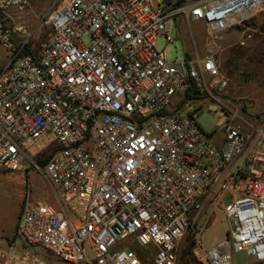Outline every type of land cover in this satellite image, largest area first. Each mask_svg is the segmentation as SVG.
<instances>
[{
	"label": "built area",
	"instance_id": "2783aa9c",
	"mask_svg": "<svg viewBox=\"0 0 264 264\" xmlns=\"http://www.w3.org/2000/svg\"><path fill=\"white\" fill-rule=\"evenodd\" d=\"M30 2L0 0V171L29 160L58 206L25 204L15 234L25 247H0V264H47L36 248L62 264H143L136 248L153 252V264H177L203 209H220L230 227L209 250L195 232L199 261L230 264V245L264 262V131L225 95L212 55L168 61L156 49L179 15L214 42L241 29L245 46L264 0H57L37 47L8 25ZM192 89L204 96L196 102L221 107L212 134L176 111ZM44 152L42 169L34 159Z\"/></svg>",
	"mask_w": 264,
	"mask_h": 264
},
{
	"label": "rangeland",
	"instance_id": "374dc122",
	"mask_svg": "<svg viewBox=\"0 0 264 264\" xmlns=\"http://www.w3.org/2000/svg\"><path fill=\"white\" fill-rule=\"evenodd\" d=\"M56 1L31 0L29 7L23 13L13 15L8 25L21 27L22 35L26 38L30 36L29 45L37 47L51 33L43 26V19ZM249 27L252 38L245 46L238 44L242 36L241 29L230 31L223 41L214 42L207 39L202 24L188 25L179 15L173 19L169 35L171 41L166 43L165 38H159L156 49L164 50L168 61H174L177 55L179 59L190 57L195 52L212 55L227 79L225 95L230 98L232 104L239 102L244 111L243 117L250 121L253 127L264 131V14L256 15ZM83 42L90 44V39L85 37ZM7 63V52L0 46V67ZM222 101L227 103V100ZM220 109L218 103L205 99L199 103L186 104L178 115L195 113L201 128L212 134L217 129L215 113ZM32 168L33 164L27 160L23 162L20 172L0 171V226L7 227L13 217L18 219L25 204L44 201L49 205L58 206L57 198L41 171ZM229 227V221L220 209L204 212L203 216L200 215V219L188 228L184 239L178 244L177 264H204L195 257L194 246L189 248L195 232H201L202 246L209 250L226 240ZM14 238L13 234H8L11 249L14 252H22L20 239ZM228 247L231 250L230 264H264L255 262L245 252H235L230 245ZM35 251L46 258L47 264H62L40 248ZM142 253L146 264H153V252Z\"/></svg>",
	"mask_w": 264,
	"mask_h": 264
},
{
	"label": "trees",
	"instance_id": "16d2710c",
	"mask_svg": "<svg viewBox=\"0 0 264 264\" xmlns=\"http://www.w3.org/2000/svg\"><path fill=\"white\" fill-rule=\"evenodd\" d=\"M24 54H28L29 52H30V49H29V47L28 46H26L25 47V49H24ZM204 96H202L201 94H199V92H197V91H195L194 89H192L190 92H188L186 95H185V97L183 98V99H181L180 100V103L177 105V109H176V111H177V113H180V105L184 102V101H186V100H191L192 101V103L193 102H196V101H199V100H201L202 98H203ZM224 97H226L225 95H224ZM50 154H47L46 152H44V153H42L41 155H39V156H37L36 158H35V164H37L40 168H44V166H45V164L47 163V161L49 160V158H50ZM2 172H5V171H2ZM20 216V215H19ZM15 239V238H14ZM12 242V241H11ZM190 246H189V248L190 247H192V246H194V240H191L190 241ZM23 248L25 247V246H22ZM136 253H137V255L139 256V258H140V260L142 261V263L143 264H146V261H145V258H144V255H143V253H142V251L139 249V248H136ZM43 258L46 260V258L43 256Z\"/></svg>",
	"mask_w": 264,
	"mask_h": 264
},
{
	"label": "crops",
	"instance_id": "0c3cea01",
	"mask_svg": "<svg viewBox=\"0 0 264 264\" xmlns=\"http://www.w3.org/2000/svg\"><path fill=\"white\" fill-rule=\"evenodd\" d=\"M206 211L207 210L203 209L200 212L199 216H197L198 219L196 218L197 220H195V222H197L200 219V215L202 217L203 213L206 212ZM220 212L223 214V212L221 210H220ZM16 221H18V219L16 217H13L12 222L10 221V224H8L7 227H2V225L0 226V247L10 246L9 245L10 242H9V239H8V234H13L15 236V234H16V225H17ZM195 222H192V223H195ZM229 226H230V223H229Z\"/></svg>",
	"mask_w": 264,
	"mask_h": 264
},
{
	"label": "water",
	"instance_id": "95a60500",
	"mask_svg": "<svg viewBox=\"0 0 264 264\" xmlns=\"http://www.w3.org/2000/svg\"><path fill=\"white\" fill-rule=\"evenodd\" d=\"M12 38H13V40H14L15 43H18L19 42L18 38L15 35H12ZM17 223H18V221H17Z\"/></svg>",
	"mask_w": 264,
	"mask_h": 264
}]
</instances>
